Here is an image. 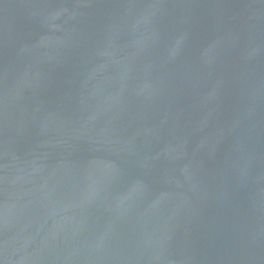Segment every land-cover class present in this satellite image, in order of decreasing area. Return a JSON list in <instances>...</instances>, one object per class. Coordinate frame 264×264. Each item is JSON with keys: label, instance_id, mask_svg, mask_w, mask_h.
I'll use <instances>...</instances> for the list:
<instances>
[{"label": "water", "instance_id": "1", "mask_svg": "<svg viewBox=\"0 0 264 264\" xmlns=\"http://www.w3.org/2000/svg\"><path fill=\"white\" fill-rule=\"evenodd\" d=\"M0 264H264V0H0Z\"/></svg>", "mask_w": 264, "mask_h": 264}]
</instances>
